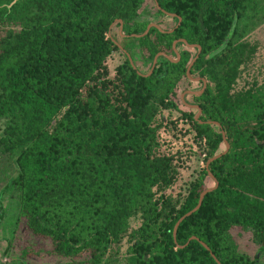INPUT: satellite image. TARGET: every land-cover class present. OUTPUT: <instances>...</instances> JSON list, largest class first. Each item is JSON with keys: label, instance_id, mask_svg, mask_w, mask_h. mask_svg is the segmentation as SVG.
Returning <instances> with one entry per match:
<instances>
[{"label": "trees", "instance_id": "obj_1", "mask_svg": "<svg viewBox=\"0 0 264 264\" xmlns=\"http://www.w3.org/2000/svg\"><path fill=\"white\" fill-rule=\"evenodd\" d=\"M143 1L0 0V151L14 161L0 190V220L2 196L10 193L14 227L49 240L53 253L66 258L53 264H106L110 246L123 239L128 264H218L211 253L220 264H257L233 232H248L264 253V83L236 84L255 50L242 39L264 22V0H156L175 16L151 0L155 15L174 20L170 27L156 24L173 30L150 27L129 37L144 63L158 52L176 58L178 38L199 46L190 74L208 82L190 95L201 109L198 119L175 93L197 47L191 53L177 43L183 45L177 61L159 56L145 76L108 34L114 21L119 26L116 19L122 33H142L150 22L138 19ZM235 14L227 46L209 57ZM123 48L133 61L131 47ZM113 50L124 60L110 71ZM161 109L187 121L205 162L225 149L222 131L229 144L183 193L174 192L181 164L175 153L158 152L162 122L153 120ZM208 171L216 188L178 224L174 238L176 221L208 187ZM24 255L9 264H24Z\"/></svg>", "mask_w": 264, "mask_h": 264}, {"label": "rangeland", "instance_id": "obj_2", "mask_svg": "<svg viewBox=\"0 0 264 264\" xmlns=\"http://www.w3.org/2000/svg\"><path fill=\"white\" fill-rule=\"evenodd\" d=\"M151 0H144L140 7L139 20H148L149 23H156L159 21L161 26L170 27L173 23V19L166 18L154 14V10L151 4ZM111 34L114 35L115 40L120 44H125L131 47L134 54V65L139 72L147 73L151 67V63L143 62V58L137 52V43L129 38H124L119 33L122 31L119 26L113 23L110 27ZM123 34V33H122ZM242 40L248 41L255 50L251 60L247 63L243 73L237 81L236 86L249 85L255 80L257 83H264V22L252 30L249 34L244 36ZM188 47V46H187ZM191 53L195 52L194 47H189ZM177 50H183V45H179ZM172 59L171 55H169ZM133 59V61H134ZM124 60L119 50H113L106 58V63L109 70L112 71L114 67L121 64ZM158 62V58H157ZM156 62V65H157ZM195 77V76H194ZM207 80V79H206ZM208 82V81H207ZM201 82L191 79H181L176 87V96L181 98V95L186 90L198 91L201 89ZM185 94V93H184ZM183 99L190 102V95H184ZM195 110V108H192ZM197 111L195 110V113ZM180 113L176 110H159L155 115L153 124L162 122L158 130L159 136V153H175L180 164V178L175 185L174 192H185L189 182L193 180L198 170L202 165H205V150L199 146L193 138L194 131L190 130L189 124L186 120L177 119ZM177 121L176 127L172 126L169 121ZM3 126V120L0 119V133ZM224 149V145H221L218 152ZM14 161L13 156L0 151V190L6 184L8 178L13 174ZM206 186L210 187L214 184L211 178L205 179ZM2 212L4 215L0 220V261H4L5 264L14 255L20 256L22 252H25L22 258L24 264H53L57 261H65L66 258L59 257L54 254L51 249V243L49 240L42 239L33 235H29L21 227L15 228L14 223L16 219V204L15 199L10 193H4L1 199ZM21 226V225H20ZM239 230H237L238 232ZM240 234V235H239ZM233 235L237 237V242L242 251H245L250 257L256 254L255 259L257 264H264V253L259 251L258 244L251 241L248 232H238L236 230ZM127 242L125 239L119 243H114L110 246L106 253V264H128L129 252L127 251ZM9 247L8 250H5ZM22 257V256H20ZM20 264L19 262H16ZM9 264V262L7 263Z\"/></svg>", "mask_w": 264, "mask_h": 264}, {"label": "water", "instance_id": "obj_3", "mask_svg": "<svg viewBox=\"0 0 264 264\" xmlns=\"http://www.w3.org/2000/svg\"><path fill=\"white\" fill-rule=\"evenodd\" d=\"M154 2H155L156 7H157L158 9H160L161 11H163L165 14H167V15H169V16H175L174 13L165 12L163 9H161V8L159 7V5H158V3H157L156 0H154ZM180 20H181L180 17H178V22H177L176 26L180 23ZM116 21L119 22V29L122 30V20H121V19H116ZM114 22H115V21H114ZM114 22H113V23H114ZM236 22H237V15L235 14L234 17H233V20H232V24H231V26H230V28H229V30H228V32H227V34H226L224 40L222 41V43H221L217 48H215L213 51H211V52L208 54L209 57H210V56H213V55H215V54H217V53H219V52H221V51L227 46V44H228V42H229V40H230V38H231V36H232V34H233V32H234ZM113 23H112V24H113ZM112 24H111V25H112ZM111 25H110V27H111ZM110 27H109V31H108V34H109V35H110ZM150 27H156L157 29H159V30L162 31V32H163V31H164V32H171V31L173 30V29H170V30H163L158 24H156V23H149V24H147L145 30H144L142 33H140V34H135V33H133V34H130V36H132V37H141V36H144V35L148 32V30H149ZM119 34H120L121 36H124V34H122V33H119ZM112 40L114 41V43H115L120 49H122V47H121V46H120V45H119V44H118L113 38H112ZM179 42L185 44V45L188 46V47H197V48H198L197 53H196V54L194 55V57L189 61L188 65H187V67H186V76H187L189 79H192V80H199V79H201L202 82H203V85H202V88H201L200 90H198V91H191V90H188V91H185L184 93H189V94H193V95H199V94H201V93L203 92V90H204L205 87H206V80H205L204 78H200V77H196V78H195V77H192L191 74H190V69H191V66L193 65L194 61L196 60V58L199 56V50H200V48H199V46H198L197 44H189V43H187V41H186L184 38H178V39L174 40L173 43H172V48H173V51H174V53H175V55H176V58H175V59H172L168 54H166V53H164V52H158V53H156V54L154 55V57H153V59H152L151 67H150L149 71H148L147 73L143 74V75H145V76H146V75H149V74L153 71V69H154V67H155V64H156V62H157V58H158L159 56H164V57H166V59H168V60H170V61H173V62H174V61H177V59L179 58L180 53H179V51H178L177 48H176V44L179 43ZM126 55H127L128 59H129L131 65H132V67L135 68V65H134V63H133V61H132L131 56H130L128 53H126ZM137 72H138L139 74H142V73H140L138 70H137ZM184 93L181 95L182 101H183L188 107L197 109V112L195 113L194 118H195V119H198V117H199V115H200V113H201V109H200V107H199L197 104H188V103H186V102L184 101V99H183V97H184ZM199 122H203V121L199 120ZM205 122H206V123H209V124H214V125H218V126H219V123H218L217 121H214V120H207V121H205ZM222 137H223V142H224V144H225V149H224L223 151H221V152H219V153L213 155L212 157H209V158L206 160V162H205V167H206V169H208V166H209V163H210V162H212V161L215 160L216 158L220 157L223 153H225V152L227 151V149H228V147H229V144H228V142H227L226 139H225V136H224V132H223V131H222ZM208 175H209V177L214 181V185H212V186H210V187H207V188H205L204 190H202V191L200 192V194H199L197 204H196L191 210H189V211H187L185 214H183V215H182V216L176 221V223H175V225H174V228H173V237H174V238H175V234H176V230H177V226H178V224H179V223H180L185 217L189 216L191 213H193L194 211H196V210L200 207V205H201V203H202V200H203V197H204V195H205L207 192H210V191H212L214 188H216V186H217V184H218L217 180L214 178V176L212 175V173H211L210 171H208ZM1 191H2V190H1ZM1 191H0V198H1V194H2ZM190 239H197V238H196L195 236H191V237L189 238V240H190ZM189 240H188V241H189ZM188 241H187V242H188ZM200 243H201L206 249H209L208 246H207L203 241H200ZM259 251H260V250H259ZM211 255L214 257V259L216 260V262H217L218 264H220L219 261H218V259H216L215 256H214L212 253H211Z\"/></svg>", "mask_w": 264, "mask_h": 264}, {"label": "flooded vegetation", "instance_id": "obj_4", "mask_svg": "<svg viewBox=\"0 0 264 264\" xmlns=\"http://www.w3.org/2000/svg\"><path fill=\"white\" fill-rule=\"evenodd\" d=\"M124 34V33H123ZM118 35H120V34H118ZM122 37H124V38H129L130 37V34H124V36H122ZM114 39V38H113ZM115 40V39H114ZM116 41V40H115ZM117 42V41H116ZM118 43V42H117ZM119 44V43H118ZM120 45V44H119ZM124 46H125V44H123ZM123 45H120L121 47H122V50L125 52V53H128L127 51H126V49H124L123 48ZM126 48V47H125ZM136 68V67H135ZM155 68H156V64H155V67H154V69H153V71L155 70ZM152 71V72H153ZM151 72V73H152ZM150 73V74H151ZM192 77H194V76H192ZM196 77H200V76H195V78ZM188 78V77H187ZM200 78H204V77H200ZM189 79V78H188ZM205 79V78H204ZM192 80V79H191ZM206 80V79H205ZM197 81H200L201 82V84L203 85V82H202V80L201 79H199V80H197ZM206 83H207V81H206ZM201 88H202V86H201ZM186 91H188V90H186ZM191 91H193V90H191ZM204 91V90H203ZM184 95H193V94H189V93H185ZM200 95V94H199ZM180 100H181V102L183 103V104H185L183 101H182V98H180ZM186 103H188V104H194V103H191V102H188V101H186V99L184 100ZM186 105V104H185ZM197 111V110H196Z\"/></svg>", "mask_w": 264, "mask_h": 264}]
</instances>
